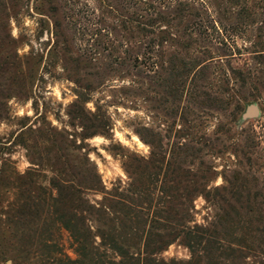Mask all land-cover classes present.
Segmentation results:
<instances>
[{
  "label": "rangeland",
  "instance_id": "rangeland-1",
  "mask_svg": "<svg viewBox=\"0 0 264 264\" xmlns=\"http://www.w3.org/2000/svg\"><path fill=\"white\" fill-rule=\"evenodd\" d=\"M134 158L165 215L223 219L242 264L263 259L264 0H0V264H35L39 240L77 259L52 183L97 205L134 187Z\"/></svg>",
  "mask_w": 264,
  "mask_h": 264
},
{
  "label": "trees",
  "instance_id": "trees-1",
  "mask_svg": "<svg viewBox=\"0 0 264 264\" xmlns=\"http://www.w3.org/2000/svg\"><path fill=\"white\" fill-rule=\"evenodd\" d=\"M152 146L154 147L153 144ZM161 161L159 153L153 151L149 164L159 169L156 164ZM133 162L139 164L138 168L130 172L129 169H133L130 166L127 171L131 175L134 187L128 192L117 191L114 194L105 192L103 201L97 202V205L90 204L84 199L82 187L77 182L67 185L52 183V188L58 191V195L51 192V206L54 207L58 219L72 231L76 238L79 245L78 258L56 256L57 254L50 251L48 243L39 240L37 245H40L41 249L36 254L38 259L35 264L243 263L240 249L229 245L233 242L219 238L221 235L219 229L225 224L223 219L218 220L219 223L215 221L210 226H206L197 224L191 216L188 218L181 210L177 211V217L165 215L168 209L158 208L161 205L165 206L164 203L167 205L168 201H161L158 198L156 202L154 187L151 188L141 180V177L144 178L148 172L150 165L142 166L139 158H134ZM102 184L100 177L95 174L85 188L104 193ZM153 207L157 209L153 210ZM86 213L96 217L98 223L96 233L88 226ZM190 222L194 224L190 225ZM38 236L41 235L36 231L32 234L22 232V235L18 237L21 241H24L25 237L31 241L38 239ZM96 237L100 238V242L96 241ZM178 240L190 250L191 260L180 262L159 258L168 246ZM236 245L241 246L239 242ZM260 256L263 259L261 258L255 264H264V252Z\"/></svg>",
  "mask_w": 264,
  "mask_h": 264
},
{
  "label": "water",
  "instance_id": "water-1",
  "mask_svg": "<svg viewBox=\"0 0 264 264\" xmlns=\"http://www.w3.org/2000/svg\"><path fill=\"white\" fill-rule=\"evenodd\" d=\"M259 115H260L259 107L256 104H253L244 113L243 119H247V118H250V117H258Z\"/></svg>",
  "mask_w": 264,
  "mask_h": 264
}]
</instances>
